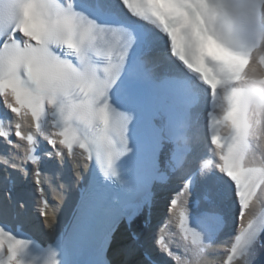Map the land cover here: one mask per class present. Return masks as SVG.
<instances>
[{
  "label": "snow or ice",
  "instance_id": "snow-or-ice-1",
  "mask_svg": "<svg viewBox=\"0 0 264 264\" xmlns=\"http://www.w3.org/2000/svg\"><path fill=\"white\" fill-rule=\"evenodd\" d=\"M19 186L48 235L16 201L0 264H264V0H0Z\"/></svg>",
  "mask_w": 264,
  "mask_h": 264
},
{
  "label": "bare ground",
  "instance_id": "bare-ground-1",
  "mask_svg": "<svg viewBox=\"0 0 264 264\" xmlns=\"http://www.w3.org/2000/svg\"><path fill=\"white\" fill-rule=\"evenodd\" d=\"M75 190H73L69 196L67 201L65 202L63 206V210L60 213L59 217V226L64 222V224L67 222L69 218V214L71 212L74 199H75ZM12 197L15 201L22 200L27 206H26V212L24 211L21 216L20 220L25 223V225L28 227L29 230H31L34 233H38V231L45 230V234H48V229L46 227H42L41 225H44L43 219H39L34 212H33V206H32V199L31 196L27 193L25 190V186H19L17 189L13 192ZM14 200L11 204L6 202L3 199V190L0 188V214H6V219L8 221H12V217L18 209H16ZM28 200V202H27ZM30 203V204H29ZM52 203H55V201H52ZM11 212V215H10ZM41 235V234H40ZM42 236V235H41ZM121 232H117L114 243H113V253H115L116 249L119 247L121 242ZM223 239V238H222ZM223 249L222 247L218 248L213 254L210 259L209 264H219V261L222 257ZM113 259L119 260L121 257L119 256H113Z\"/></svg>",
  "mask_w": 264,
  "mask_h": 264
},
{
  "label": "rangeland",
  "instance_id": "rangeland-1",
  "mask_svg": "<svg viewBox=\"0 0 264 264\" xmlns=\"http://www.w3.org/2000/svg\"><path fill=\"white\" fill-rule=\"evenodd\" d=\"M27 202H28V200H27ZM16 203V201L14 200V204ZM25 204V203H24ZM30 204V203H29ZM32 204V203H31ZM26 205V204H25ZM27 206V205H26ZM25 212H26V209H25ZM38 218H39V216H38Z\"/></svg>",
  "mask_w": 264,
  "mask_h": 264
}]
</instances>
